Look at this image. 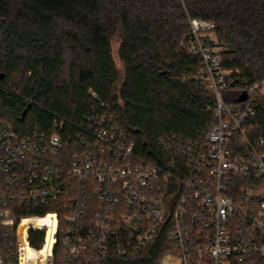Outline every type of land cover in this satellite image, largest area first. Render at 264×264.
<instances>
[{"label":"built area","instance_id":"built-area-1","mask_svg":"<svg viewBox=\"0 0 264 264\" xmlns=\"http://www.w3.org/2000/svg\"><path fill=\"white\" fill-rule=\"evenodd\" d=\"M191 25L215 123L198 139L163 135V167L139 161L104 102L73 134L55 124L22 137L0 120V264H111L160 235L170 242L160 264H264V137L252 122L264 82L227 99L240 77L223 66L215 23ZM15 202L58 208L16 216Z\"/></svg>","mask_w":264,"mask_h":264},{"label":"trees","instance_id":"trees-1","mask_svg":"<svg viewBox=\"0 0 264 264\" xmlns=\"http://www.w3.org/2000/svg\"><path fill=\"white\" fill-rule=\"evenodd\" d=\"M195 19L215 23L223 66L240 77L227 99L264 82V0H0V120L22 137L55 124L73 134L104 102L139 161L165 166L163 135L198 139L215 123L214 95L196 78L202 59L187 46ZM255 96L254 133L264 137V94ZM12 205L16 216L58 208ZM169 245L160 235L111 264H160Z\"/></svg>","mask_w":264,"mask_h":264},{"label":"rangeland","instance_id":"rangeland-1","mask_svg":"<svg viewBox=\"0 0 264 264\" xmlns=\"http://www.w3.org/2000/svg\"><path fill=\"white\" fill-rule=\"evenodd\" d=\"M118 46H119V42L117 40L114 41L113 43V48H114V56H115V60L117 62L118 67L122 68V64L121 61L117 55V51H118ZM175 262V259H173L172 257H168L165 261L166 264H172Z\"/></svg>","mask_w":264,"mask_h":264},{"label":"water","instance_id":"water-1","mask_svg":"<svg viewBox=\"0 0 264 264\" xmlns=\"http://www.w3.org/2000/svg\"><path fill=\"white\" fill-rule=\"evenodd\" d=\"M247 97H246V94H243L241 97H240V100L243 101L245 100Z\"/></svg>","mask_w":264,"mask_h":264}]
</instances>
